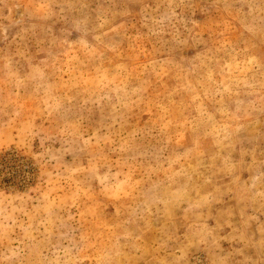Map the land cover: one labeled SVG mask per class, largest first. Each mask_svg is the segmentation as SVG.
Masks as SVG:
<instances>
[{
	"label": "rangeland",
	"instance_id": "obj_1",
	"mask_svg": "<svg viewBox=\"0 0 264 264\" xmlns=\"http://www.w3.org/2000/svg\"><path fill=\"white\" fill-rule=\"evenodd\" d=\"M0 264H264V0H0Z\"/></svg>",
	"mask_w": 264,
	"mask_h": 264
}]
</instances>
